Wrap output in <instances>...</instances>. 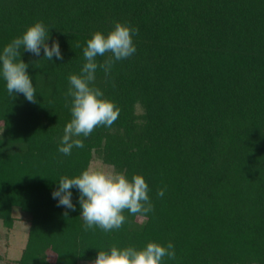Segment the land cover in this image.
<instances>
[{
	"label": "trees",
	"instance_id": "trees-1",
	"mask_svg": "<svg viewBox=\"0 0 264 264\" xmlns=\"http://www.w3.org/2000/svg\"><path fill=\"white\" fill-rule=\"evenodd\" d=\"M36 22L63 56L21 49L36 102L10 95L0 75V221L10 230L15 209L29 217L16 263L79 264L112 246L171 242L175 258L161 264H264V0H0V53ZM117 22L138 29L136 52L107 76L98 67L92 86L119 117L60 153L69 76L81 74L87 41ZM94 156L129 180L142 175L154 210H125L105 232L85 230L75 187V211L58 206L60 179Z\"/></svg>",
	"mask_w": 264,
	"mask_h": 264
},
{
	"label": "clouds",
	"instance_id": "clouds-1",
	"mask_svg": "<svg viewBox=\"0 0 264 264\" xmlns=\"http://www.w3.org/2000/svg\"><path fill=\"white\" fill-rule=\"evenodd\" d=\"M132 29L117 22L113 31L107 35L96 32L87 41L83 49L85 63L81 74L69 76L70 87L66 96L71 97L72 119L64 129L61 146L58 151L71 155L73 148L84 147L83 141L76 137H88L100 126L110 127L119 117L120 109L114 102L104 98V93L92 86L96 80L97 68L103 69L109 75L116 61L126 59L136 52L133 43ZM48 30L43 22H36L26 32L14 38L0 53V75L6 81L7 91L14 96L22 93L29 102H36V90L27 72L29 65L21 59L22 51L36 56L44 51V58L52 61L53 56L63 59L59 42L47 43ZM22 49V51H21ZM108 58L99 63L97 57ZM80 193L79 203L82 208L81 216L85 221V230L99 226L105 232L120 229L125 223V210L131 214H146L154 210L149 197V186L142 175H134L131 180L125 174H117L89 168L75 178L62 177L59 188L53 192V198L58 199V206H65L75 211L72 202V189ZM158 196L164 195L161 189ZM68 213L65 212V216ZM175 258L174 245L169 242L163 246L149 242L141 250L133 246L120 249L112 246L110 252L99 251L93 264H161L164 257Z\"/></svg>",
	"mask_w": 264,
	"mask_h": 264
},
{
	"label": "rangeland",
	"instance_id": "rangeland-1",
	"mask_svg": "<svg viewBox=\"0 0 264 264\" xmlns=\"http://www.w3.org/2000/svg\"><path fill=\"white\" fill-rule=\"evenodd\" d=\"M89 168L93 170H103L113 172L112 168L106 166L94 156ZM14 225L12 229L5 228L0 221V255L1 264H17L16 261L20 258L21 252L27 240L29 229V217L21 213L19 210H14L13 213ZM49 260L53 261L54 256L49 255ZM94 261L80 262L79 264H93Z\"/></svg>",
	"mask_w": 264,
	"mask_h": 264
}]
</instances>
